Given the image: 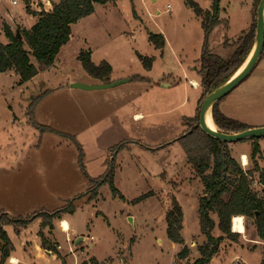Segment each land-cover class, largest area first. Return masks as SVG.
<instances>
[{
	"label": "rangeland",
	"instance_id": "1",
	"mask_svg": "<svg viewBox=\"0 0 264 264\" xmlns=\"http://www.w3.org/2000/svg\"><path fill=\"white\" fill-rule=\"evenodd\" d=\"M187 1L118 0L107 5H97L95 14L75 25L74 40L64 46L59 53L63 55L62 65L56 64L50 70L42 71L32 82L26 83L23 89L24 94L15 87V90H11V94L6 97V99H12L11 104L23 128L19 132L16 131L12 139L13 148L21 149L22 142L25 140L28 143L31 142L35 134L38 138L37 142L40 143L41 131L31 125L28 110L30 105L39 98L41 102L48 96V92L53 95L50 100H54V95L60 93L62 87L68 84L72 87L70 83L72 80H79L88 75L79 59L75 57L82 52L103 56L108 62H112L118 78L151 77L156 82L166 77V80L175 81L177 84L172 89L156 88L151 93L156 98H162L163 94L172 96L173 111L165 116H155L151 124H147L149 119L143 121L141 139L132 143L126 139L121 141L119 145L122 147L117 148L119 146L117 145L112 148L111 156L107 157L103 176L105 177L110 169L111 160H114V172L118 173L114 186L124 200L114 197L107 183L98 187V196L95 200H89L90 195L87 193L93 187L90 183L89 190L85 195H81L82 198L79 196L71 200H58L54 204V208L63 210L71 201H74L75 212L64 216L77 228L80 237L88 239L83 247L81 244L76 246L75 239H71L75 246L74 254L69 252L71 244L67 242L66 234L61 231V228H57L55 234L50 232L48 227L43 226L46 221L43 214L23 219L28 223L26 226L28 227L39 218L37 223L29 226L27 232L22 235L14 231L15 228L23 229L21 225H14L15 228L6 225L5 216L0 214V231L2 229L6 233L10 252L14 249L11 256L20 258L19 264H63L61 259L48 257L47 252L43 258L37 256V242L42 245L46 241L49 242L47 248L51 252L61 253L65 259H68L66 264H93L92 261L95 259L99 264H174L181 247L170 242L166 232V213L173 198L177 200L184 214L186 229L183 232V238L186 243L190 244L193 240L202 238L199 202L203 185L188 164L186 154L178 142L181 137L190 132L192 127L196 126V121L190 122V126L187 121L196 119L202 99V90L200 88L199 91L192 90L183 78L184 73L196 78V69L200 66L199 60L204 42L202 21L187 5ZM191 1L203 11H209L212 8V0ZM17 2L19 5L15 7L11 6L8 0H0V8L2 11L26 9V1L17 0ZM32 2L33 0H29L28 4L31 10L38 9L40 12L44 9V5L39 0H35L39 4L38 8H35ZM255 2L256 0H222L220 17L225 23L218 25L210 36L209 48L213 54L224 61H229L239 47L242 37L251 31L253 26L256 33L257 9L260 1L258 4ZM150 34L162 35L165 38L166 45L162 51L156 50L150 43ZM136 55H147L148 58H151V55H164V57H158L157 62L152 65V72L148 73L147 71H151L152 67L146 71ZM130 85L124 83L122 86H117L121 94V102L127 101L130 96H136L143 90V85L133 88ZM75 101L92 102L89 96H81ZM226 107L229 108L231 116L238 118V120L235 119L236 121L248 128L264 127V56L249 77L221 100L219 109L224 111ZM222 110L220 111L223 112ZM79 115L81 112H78V119ZM27 125L30 128H27ZM117 127L115 134L123 131L122 126ZM146 127L152 131L149 135L144 132ZM83 128L79 126L75 129ZM81 136L84 139L87 134L84 133ZM263 141L264 139L259 140V142ZM72 142L78 150L79 157V149H81L83 166L86 162H89V166L92 165V160L98 167L104 163V157H98L95 152L90 156L89 151L85 156L82 148L78 147L74 141ZM133 143H136V147L130 148V144ZM248 144L249 142L230 144L233 156L237 157L240 149L246 150ZM0 146L2 147L1 137ZM64 153L62 152V155H65ZM252 153L253 145L251 157ZM257 158L259 157L251 158L253 168L259 163ZM35 162H38V159L35 158ZM262 164H264V158ZM256 188L260 191L258 185ZM58 189L56 188V191H61L63 194L64 189ZM147 195L150 196L135 203L136 200ZM85 197L87 199H83ZM54 223H56L55 220L52 221V225L56 228ZM243 233H245L244 236L232 233L236 235L235 241L232 242L245 243L246 238L252 240L256 237L253 220H245V226L242 223L241 234ZM213 235L217 238L221 233L216 230ZM24 239L27 240L24 242L26 250L20 245V240L24 241ZM205 243L206 238L203 243H200L201 245H198L202 246ZM4 245L5 240L0 237V264H9L2 259ZM221 245L226 247L225 251H229L224 242ZM59 246L62 247L60 251ZM222 247L220 246V249ZM255 255H251L250 259L255 261L258 254ZM198 256L200 257L199 253ZM180 261L177 259L175 264H193L195 258H191L190 254L188 259Z\"/></svg>",
	"mask_w": 264,
	"mask_h": 264
},
{
	"label": "crops",
	"instance_id": "2",
	"mask_svg": "<svg viewBox=\"0 0 264 264\" xmlns=\"http://www.w3.org/2000/svg\"><path fill=\"white\" fill-rule=\"evenodd\" d=\"M8 1L11 6H14L12 2L17 0ZM39 1L44 5V10L47 12L52 10V5L55 2V0ZM33 2L35 3V0ZM36 4L37 7L34 4L32 5L35 8H38V2H36ZM32 11L35 13L39 12L38 9H36V11ZM96 11L97 5L95 6V12L93 14H95ZM134 12L136 15L135 9ZM36 21L37 19L33 15L29 14L25 8L21 11H17L15 9L11 11H2L0 8V43L3 45L9 44V40L6 38L4 33L5 26H8L12 32L17 33L19 31L30 30L36 24ZM75 25L72 26V36L69 43L74 40L73 33ZM78 56L79 55H75L76 59H78ZM136 56L139 57V59L140 57L148 58L147 55ZM62 57L63 55H58L53 67H55L56 64L62 65ZM158 57L163 58L164 55H151V58L153 59L152 65L157 62ZM91 60L97 66L102 62H107L111 66V83L127 79L118 78V76L115 75V65L112 62H108L105 57L91 55ZM33 63L36 65L35 62ZM152 70L153 66L151 71H146L150 73ZM40 73L34 79H36ZM87 76L88 75L85 77ZM85 77L79 80L74 79L70 83L72 85L104 84L92 77ZM144 78L149 80V82L146 81L136 84L130 80L131 78L127 79L129 80L127 83L131 84L130 86H132V88L137 85H143V90L137 93L136 96H130L127 101L122 102L120 97L121 94L119 93V88L117 86L105 89L104 91H84L70 87L68 84L62 87V91L60 93L54 95V100H50L53 95H50L51 92H48V96L39 102V104L35 107L33 120L36 126L48 128L51 131L40 134V143L37 142L38 138L35 134V137L33 136L34 138L31 142L28 143L27 140L22 142L24 149L23 147L21 149H16L13 148L14 142H12V139H14L13 137L16 131L19 132L23 128H21L19 118L11 104L12 99L9 100L6 99V97L9 96L8 94H11L13 90H15V87L19 89L21 94H24L25 92L23 89L25 88L26 83L20 84L19 76L13 71L0 74V137L2 139V147L0 146V153L2 152V155H0V214L7 215L11 220L27 219L29 217H35L37 214L51 215L52 213L59 211L57 210L58 208H54V204L57 203L58 200H71L76 199L81 195H85V193L89 190V185H91L90 180H99L104 177L103 173H105L106 170L107 157L111 156L110 152L112 148L119 145V143L125 139L131 143L139 141L142 137L143 127L141 124L143 121L149 119L147 124H151L152 119H154L155 116H165L173 111L174 101L172 96L163 94L162 98H156L153 97L151 93H153L156 88H161L162 90L172 89L175 85H177L175 81L166 80V77L164 79L157 80L156 82H154L151 77ZM183 78L192 90H200L199 79L197 76L196 78H192L189 74L184 73ZM194 83L197 85L195 86ZM159 85L161 86L159 87ZM184 92L187 91L184 90ZM81 96H89L92 102H76L75 99H78ZM225 109L226 110L223 111L220 108L226 117L238 120L236 116H231V112H229L230 110L228 107ZM159 110H161V112H158ZM78 112H81L79 119ZM31 125L33 128H36L33 124ZM79 126L84 128L76 130L75 128ZM117 126H122L123 131L115 134L118 129ZM258 127L260 126H253L250 129ZM27 128H30V126L27 125ZM36 129L39 130L38 128ZM144 132L146 135L152 133L149 127H146ZM84 133H86L87 136L83 139L81 138V134ZM70 138H73L76 142L75 144L82 148L83 152H85V156H87L86 152L88 153V151L90 156H92V153L95 152L98 157H104V163L98 167V165L94 164V160H92V165L90 166L89 162H86L84 166L85 172H83L79 166L78 150ZM245 142H249L247 145L248 148L246 150L240 149L238 156L235 158L241 162V165L245 170H252L254 166L250 154L253 142ZM259 146L262 155L260 154L257 156L259 158L256 160L259 162V168L264 171V164H262V160L264 158V141L259 142ZM132 147L135 148L136 143L130 144V148ZM62 152H65V155H62ZM244 156H247L246 165L243 161ZM35 158L38 159V162H35ZM118 170L120 172V167ZM117 175L118 173H115L114 183L116 182ZM56 188H59L58 190L64 189L63 194L61 191L57 192ZM202 196H200V198ZM83 199H87V197ZM38 220L39 218L34 220L31 224H29V226L37 223ZM55 222L56 223H54V225L56 228L53 226V229L49 230L50 232L56 234L57 228H61V231L66 234V238L69 236L70 239L73 238L75 241L82 238L79 236L77 228L68 221L66 216H64L60 221L55 220ZM64 222L68 225L67 229L61 227ZM9 226L14 227V225ZM28 227L23 229H16L14 227V231L22 235L27 232ZM185 229L186 227L183 219V230L181 232L182 238ZM232 233L239 234L235 233L233 230ZM245 233L239 235L244 236ZM219 236L220 235L217 237ZM202 238L199 237L198 240H193L190 244H187L183 238L184 245L180 246V252L184 247H186L188 249L189 256L191 254V258H195V261L198 260L200 257L198 256L199 251L197 247L201 245L200 243L204 242L205 236L203 234ZM235 238L236 235L235 237H231L224 241L225 246L227 245L229 251H225L226 249L224 250V248L226 247H222L221 245L222 249H220L219 253L213 258L211 264H235L238 261L241 264H262L264 258V246L259 240L257 232L254 239L248 240L246 238L245 243L241 242L240 244H237L238 241L233 243ZM26 239H24V241L20 240V245L25 250L26 247L24 242L28 240ZM86 241L88 240L83 238V241L79 244L83 247V244ZM43 243L48 247V241ZM159 243H161V241H159ZM13 251L14 249L11 250L10 257L6 261H8L9 264H19L21 262L20 258L11 256ZM46 252L48 257L53 256V258L61 259L63 264H66V261L68 260L65 259L63 257L64 255L61 253L55 254L54 252L47 251L45 249L43 250L42 245L37 242V256L43 258ZM180 252L178 253L174 264L177 262V259L180 260L178 257ZM255 254H258L257 259L255 261L251 260V255ZM189 256L186 259H188ZM91 258L95 259L94 257ZM14 261L17 263H14ZM95 261L98 263L96 259Z\"/></svg>",
	"mask_w": 264,
	"mask_h": 264
},
{
	"label": "trees",
	"instance_id": "3",
	"mask_svg": "<svg viewBox=\"0 0 264 264\" xmlns=\"http://www.w3.org/2000/svg\"><path fill=\"white\" fill-rule=\"evenodd\" d=\"M24 1H26L27 12L37 19L36 24L28 31L17 33L12 32L8 26H5L4 33L9 40V44L3 45L0 43V74L13 71L19 76L20 84L30 82L40 72L50 70L55 65L61 49L71 40L72 26L91 16L95 12L96 5H107L118 0H55L51 11L47 12L43 9L38 13L30 9L29 0ZM259 1L256 0L255 4H258ZM221 2L222 0H212L211 10L203 11L195 2L187 1V5L193 10L194 14L201 19L204 30L200 66L196 69L199 87L202 90L199 111L203 100L225 84L242 67L254 44L255 27L253 26L252 30L242 37L239 47L229 61H224L212 53L209 48L210 36L218 25L225 23L220 17ZM18 35H20V39H18ZM149 41L156 50L162 51L165 48L166 42L162 35L150 34ZM263 56L264 53L262 58ZM78 59L90 77L104 84H111L112 68L107 62H102L98 66L95 65L91 60L90 52H82ZM33 60L36 65H34ZM140 60L146 70L151 69L152 58L140 57ZM130 80L132 82H149V80L140 76H133ZM40 100V98L37 99L30 105L28 110L31 124L38 128L41 133H44L51 130L36 126L33 120L34 109ZM219 103L214 107L212 115L217 128L221 132L236 134L250 129L246 125L226 117L220 111ZM193 121L197 122L196 126L192 127L190 132H187L178 140L186 154L188 164L203 185V196L199 202V220L206 243L198 248L200 258L193 264H211L213 258L219 253L221 244L226 239L235 237L231 230L232 219L234 221V232L239 234H241V231L235 226V223L238 222L241 225L243 217L247 221L253 220L257 236L261 242H264V171L257 164V167L252 170H245L240 161L233 156L230 144L209 137L198 127L199 113L196 119L188 120L187 124L190 126V122ZM70 139L75 142L73 138ZM248 141L253 142L251 158L254 159L261 151L259 140ZM121 147L122 145H119L117 148ZM79 150V164L82 171L85 172L82 162L83 154L81 149ZM111 162L110 169L105 177L99 180H90L93 187L87 193L90 195L89 200H95L98 196V187L106 183L109 184L114 197L124 200L114 186V160H111ZM257 175L258 178H256ZM257 185L260 187V191L256 188ZM149 196L141 197L135 203H139ZM73 202L71 201L63 210L56 211L51 215L43 214L46 219L43 226L52 230L53 220L60 221L65 214H73L75 212ZM2 216H5L6 225H21L23 228L28 225L26 220H11L7 215ZM36 216H39V214ZM183 219L182 208L177 200L173 198L166 213V232L168 240L180 246L184 245L181 236ZM216 230L221 233L217 238L213 235ZM0 233V237L5 240L2 249V259L5 261L10 256L9 241L6 240V233L2 229ZM42 248L51 251L44 243ZM188 256V249L184 247L178 257L183 260ZM92 262L98 264L95 260ZM262 264H264V258Z\"/></svg>",
	"mask_w": 264,
	"mask_h": 264
},
{
	"label": "water",
	"instance_id": "4",
	"mask_svg": "<svg viewBox=\"0 0 264 264\" xmlns=\"http://www.w3.org/2000/svg\"><path fill=\"white\" fill-rule=\"evenodd\" d=\"M18 35V39H20ZM264 53V0H260L258 9H257V24H256V33L254 38V44L252 50L244 62L242 67L221 87L216 89L214 92L209 94L203 101L200 111H199V121L198 127L209 137L228 144L240 143L248 140H260L264 139V127L248 129L246 131L236 133V134H227L218 131L212 130L207 125V117L209 112L214 109V107L228 94H230L235 88H237L243 81H245L249 75L256 68L257 64L262 58ZM129 80H122L114 82L111 84L103 85H84V84H74L72 85L75 89H80L84 91H95V90H105L110 89L116 86H120L124 83H127ZM213 119V115H212ZM214 121V120H213ZM83 241V238L78 239L75 245L78 246L79 243Z\"/></svg>",
	"mask_w": 264,
	"mask_h": 264
},
{
	"label": "bare ground",
	"instance_id": "5",
	"mask_svg": "<svg viewBox=\"0 0 264 264\" xmlns=\"http://www.w3.org/2000/svg\"><path fill=\"white\" fill-rule=\"evenodd\" d=\"M194 85L196 86L197 84L194 83ZM207 125L209 126L210 129L215 130V131H218V128H217L215 122H214L213 119H212V114H211V112H209L208 117H207ZM246 157H247V156H244V157H243V161H244L245 165H246V163H247V158H246ZM233 222H234V221H233ZM241 225H242V224H241ZM241 225H239L238 222L235 223V226H236L238 229H240V231H241ZM61 227L64 228V229H67L68 225H67V223L64 222V223L61 225ZM233 228H234V225H233ZM67 231H68V230H67ZM233 231H234V229H233ZM14 263H17V262L14 261Z\"/></svg>",
	"mask_w": 264,
	"mask_h": 264
},
{
	"label": "built area",
	"instance_id": "6",
	"mask_svg": "<svg viewBox=\"0 0 264 264\" xmlns=\"http://www.w3.org/2000/svg\"><path fill=\"white\" fill-rule=\"evenodd\" d=\"M23 1H24V0H23ZM33 1H34V0H33ZM12 4H13L14 6H16V5H18V2H17V1H13ZM32 4L36 5V7H37L36 2H35V3L32 2ZM243 224H244V218H243ZM233 225H234V222H233V219H232V230H233ZM86 240H88V239H86ZM90 240H93V238H90ZM67 242H68L69 244H71V246L69 247V252H70L71 254H74V248H75V246H73V242H72V240L70 239L69 236L67 237ZM262 245L264 246V242H262ZM58 250H59V251L62 250V247L59 246V247H58ZM235 264H241V263L238 261V262H236Z\"/></svg>",
	"mask_w": 264,
	"mask_h": 264
}]
</instances>
